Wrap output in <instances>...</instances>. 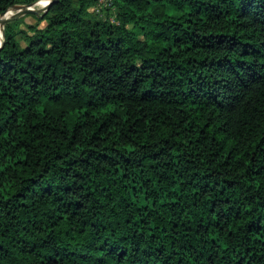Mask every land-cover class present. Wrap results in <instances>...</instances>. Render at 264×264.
Listing matches in <instances>:
<instances>
[{
  "label": "trees",
  "instance_id": "1",
  "mask_svg": "<svg viewBox=\"0 0 264 264\" xmlns=\"http://www.w3.org/2000/svg\"><path fill=\"white\" fill-rule=\"evenodd\" d=\"M96 2L4 24L0 264H264V0Z\"/></svg>",
  "mask_w": 264,
  "mask_h": 264
},
{
  "label": "rangeland",
  "instance_id": "2",
  "mask_svg": "<svg viewBox=\"0 0 264 264\" xmlns=\"http://www.w3.org/2000/svg\"><path fill=\"white\" fill-rule=\"evenodd\" d=\"M48 1V0H47ZM46 3V0H43L41 2H39V6L41 5H45ZM95 6H96V3L92 4L91 7H89L88 9V13L91 17L95 18V19H98V18H108L110 21H114V14L115 12L113 11L112 8H109L107 5L106 6H103L101 7L100 9V12H96L95 10ZM16 10H14L13 8H10L8 10V12L6 14H4L3 16H0V24H2V26L4 27V24L2 23V20L9 17L10 15H12L13 13H15ZM38 17L34 14H25L23 16L20 17V20H21V27L22 28H26L27 25L29 24H35L38 22ZM44 25V22L40 23V26L42 27ZM3 39V32H2V35H1V40L0 42L2 41Z\"/></svg>",
  "mask_w": 264,
  "mask_h": 264
},
{
  "label": "water",
  "instance_id": "3",
  "mask_svg": "<svg viewBox=\"0 0 264 264\" xmlns=\"http://www.w3.org/2000/svg\"><path fill=\"white\" fill-rule=\"evenodd\" d=\"M41 1H43V0H38L35 3L28 5V6H14L13 9L16 10V12L13 13L12 15H10L9 17L3 19V24H5L9 20L17 19V18H19L25 14H34L37 17L41 18L42 13H45L53 3H56L59 0H48L45 3V5L39 6V2H41ZM7 12H8V10L6 12H4L1 16L6 14ZM1 45H2V43L0 42V47H1Z\"/></svg>",
  "mask_w": 264,
  "mask_h": 264
},
{
  "label": "built area",
  "instance_id": "4",
  "mask_svg": "<svg viewBox=\"0 0 264 264\" xmlns=\"http://www.w3.org/2000/svg\"><path fill=\"white\" fill-rule=\"evenodd\" d=\"M109 5V0H97L95 10L96 12H100L101 7Z\"/></svg>",
  "mask_w": 264,
  "mask_h": 264
},
{
  "label": "bare ground",
  "instance_id": "5",
  "mask_svg": "<svg viewBox=\"0 0 264 264\" xmlns=\"http://www.w3.org/2000/svg\"><path fill=\"white\" fill-rule=\"evenodd\" d=\"M0 20H1V19H0ZM2 23H3V20H2ZM2 32H3V26H2V24H0V40H1Z\"/></svg>",
  "mask_w": 264,
  "mask_h": 264
},
{
  "label": "snow or ice",
  "instance_id": "6",
  "mask_svg": "<svg viewBox=\"0 0 264 264\" xmlns=\"http://www.w3.org/2000/svg\"><path fill=\"white\" fill-rule=\"evenodd\" d=\"M46 2H47V0H46Z\"/></svg>",
  "mask_w": 264,
  "mask_h": 264
}]
</instances>
